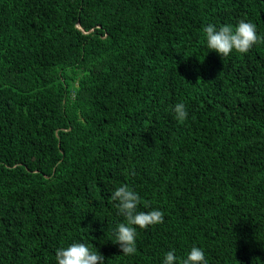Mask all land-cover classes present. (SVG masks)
<instances>
[{"label": "trees", "instance_id": "trees-1", "mask_svg": "<svg viewBox=\"0 0 264 264\" xmlns=\"http://www.w3.org/2000/svg\"><path fill=\"white\" fill-rule=\"evenodd\" d=\"M241 20L264 36V0H0V264H264V43L222 58L203 32ZM122 184L164 213L133 256Z\"/></svg>", "mask_w": 264, "mask_h": 264}, {"label": "clouds", "instance_id": "clouds-1", "mask_svg": "<svg viewBox=\"0 0 264 264\" xmlns=\"http://www.w3.org/2000/svg\"><path fill=\"white\" fill-rule=\"evenodd\" d=\"M209 51L216 52L222 58L233 52L245 55L254 45L264 43V36L258 35L257 26L249 21L241 20L236 26L231 24L217 28L209 24L203 28ZM173 111L178 121L188 117L184 103L174 105ZM134 175V172L132 173ZM120 216L124 218L115 230V244L119 245L124 256H133L137 252V228L147 229L164 223V213L158 209L140 210L141 196L127 184L116 188L110 197ZM144 207L149 205L144 203ZM56 264H105V257L99 250L93 251L85 243H72L61 247L55 253ZM163 264H208L202 248L193 246L186 258H178L175 249L167 252Z\"/></svg>", "mask_w": 264, "mask_h": 264}]
</instances>
